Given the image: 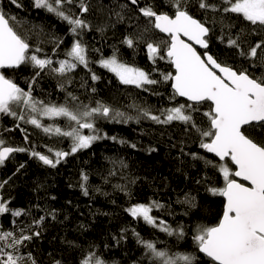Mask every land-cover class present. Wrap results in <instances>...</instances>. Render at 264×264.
<instances>
[{
  "label": "snow or ice",
  "instance_id": "6c2138e0",
  "mask_svg": "<svg viewBox=\"0 0 264 264\" xmlns=\"http://www.w3.org/2000/svg\"><path fill=\"white\" fill-rule=\"evenodd\" d=\"M10 3L18 9L23 7L19 0H10ZM32 6L67 24L72 42L65 49L64 58L58 59V50L64 41L60 37H53L54 46L49 55L42 46H34L27 36L17 31L16 16L0 8V70H3L0 71V116L11 117L15 128L25 133L24 141L29 145H12L0 136V166L16 153H27L43 165L56 168L68 156L90 149L100 140L111 139L128 144L131 148L137 147L136 143L129 144L127 140L102 133L99 121L128 124L149 120L165 126L180 122L185 125V134L198 136L200 148L219 158V165L211 160H205V165L217 168L223 177L222 187L210 185L206 189L212 196L224 198L222 215L215 225L196 226L192 237L196 250L209 258L212 264H264V39L245 41L243 29L236 38H232L230 33L237 25L224 24L225 20L237 17L253 26L252 34L264 32V0H153L143 6L140 0H126L118 4V11L110 8L109 12L115 15L117 22L123 21L130 11L138 12L145 19L143 31L125 36L122 44L135 49L143 43L150 61L154 64L157 60L169 63L174 73H161L160 79L153 78L151 72L124 62L119 49L114 48L111 55L101 56L96 61L91 59V54L100 52V49L90 48L83 39L85 32L92 30V24L87 19L91 9L90 0H32ZM193 7H198L205 16L211 13L213 23L215 17L220 18L221 32L218 36L207 19L192 14ZM154 32L164 34L167 40L157 42L145 39L147 34ZM214 39H219L228 49L234 50L232 54L234 58H240V67L221 63L210 52ZM196 45L204 49L202 54L197 51ZM93 63L113 73L120 84L132 85L144 91H152L146 86L170 82V99L182 97L186 102L156 109L159 114H155L150 107L134 104L131 107L136 115L133 116L101 100L85 103L74 92L68 91L63 82L59 84L60 90L66 93L63 103L39 99L33 94L42 77L51 75L64 80L81 66L91 73V81H97L100 77L92 72ZM22 67L31 69L27 90L5 75L8 70L18 72ZM156 71L158 69H152V72ZM256 72H260V75H256ZM71 82L67 79V83ZM95 92L96 89L91 88V93ZM153 94L162 95L158 92ZM205 103H208V110L203 112L208 121L207 129L201 127L195 115L200 112L198 106ZM46 120L50 123H45ZM61 120L65 122L63 125L58 123ZM22 125H31L48 137L67 139L70 141L69 150L46 146L48 154L38 151ZM4 131L10 132L12 129L6 128ZM155 150L148 149L149 152ZM188 155L194 160L204 159L197 153ZM227 161L234 168L229 167ZM111 162L118 163L122 168L127 167L123 160ZM24 167L21 163L16 171ZM114 174L109 170V176ZM80 179L81 191L88 196L89 175L82 171ZM102 179L108 182V177L102 176ZM7 183V180L0 181V189ZM197 183L202 181L198 180ZM117 187L132 195L126 186ZM96 190L100 191L99 188ZM180 203L188 205L190 209L197 206L195 197L190 195H186ZM164 208L165 205L153 200L147 204H131L125 211L132 218L143 220L168 236L184 238L182 225L173 228L152 214L154 210ZM42 211L46 215L33 217L30 223H22L17 218L31 216L30 210L12 208L9 201L0 197V216L9 215L12 218L10 227L0 226V264H38L32 252L26 249L34 238L41 235L40 229L47 216L56 217L54 209ZM133 235L143 247L149 264H196L197 257L192 253L160 247L157 241L144 239L135 230ZM124 238L123 235L114 237L117 243ZM94 247L90 246L79 264H107L102 254L92 250ZM55 264H61V261H55Z\"/></svg>",
  "mask_w": 264,
  "mask_h": 264
},
{
  "label": "trees",
  "instance_id": "16d2710c",
  "mask_svg": "<svg viewBox=\"0 0 264 264\" xmlns=\"http://www.w3.org/2000/svg\"><path fill=\"white\" fill-rule=\"evenodd\" d=\"M19 2L23 5L20 9L12 5L10 0H0V8L9 15L16 16L17 31L27 36L34 46H42L49 55L52 54L51 49L54 46L53 37L62 38L64 43L56 58L63 59L65 49L72 42V37L68 35V25L47 12L34 8L32 0ZM125 2L126 0H90L91 9L87 19L92 24V30L86 31L83 39L90 48L100 49V52L91 54V59L96 61L101 56H109L115 48L119 49L120 58L124 62L151 72L153 78L160 79L161 73H174L165 60H157L155 64L150 61L143 43L138 44L135 49L122 44L125 36L139 34L145 26V19L136 11L128 12L123 21L117 22L109 9L116 8L118 11V4ZM152 2L153 0H140L141 6ZM192 14L200 19H207L214 34H220L219 17H215L213 23L212 14L205 16L198 7L192 8ZM228 23L237 25L230 33L232 38H236L237 33L243 29L242 37L245 41L264 39V32L252 34L253 26L242 18L232 17L225 20L224 24ZM145 39L158 42L167 40V37L154 32L147 34ZM233 51L219 39H214L211 43L210 52L218 57L221 63L240 67V58H234ZM199 52L202 54L204 51ZM153 68L158 71L152 72ZM91 70L100 79L91 81V73L81 66L67 78L72 81L70 84L67 79L61 80L51 75L42 77L33 94L39 99L63 103L66 93L59 88V84L63 82L68 91L74 92L85 103L101 100L133 116L136 115L131 107L134 104L150 107L155 114H159L156 109L186 102L179 97L170 99V82L146 86L152 91H144L132 85L120 84L113 73L101 68L98 63H93ZM30 74L31 69L27 67H22L18 72H5L8 78L13 79L25 90ZM255 74L260 75V72ZM93 87L96 89L95 93H91ZM154 92L162 95H155ZM198 107L200 112L195 114L197 122L207 129L208 121L203 112L208 110V103ZM44 122L50 123L47 120ZM58 123L63 125L65 122L61 120ZM98 126L102 133L127 140L129 144L136 143L137 147L131 148L128 144H120L111 139L100 140L90 149L68 156L56 168L43 165L30 158L27 153H16L0 166V181H8L0 189V197L9 201L12 208L28 209L31 212V216L17 218L22 223H30L33 217L46 215L42 209L56 210L55 219L47 216L40 229L41 235L34 238L26 251L32 252L38 264H55V261H61V264H79L80 258L90 246H95L92 250L102 254L107 264H149L143 247L133 235L135 230L142 238L157 241L160 247L167 246L173 251L194 254L197 257L196 264H212L209 258L196 250L192 237L197 225H215L222 215L223 197L212 196L206 189L210 185L222 187L223 177L217 168L207 167L205 160H211L217 165L221 162L199 147L200 141L196 134H185V125L180 122L165 126L149 120L128 124L99 121ZM22 127L26 129L31 144L36 145L37 150L44 154H48L46 146L69 150L70 141L67 139L45 136L31 125ZM6 128L12 131H4ZM24 135L25 133L15 128L11 117L0 116V136L9 144L28 147ZM149 148L156 150L149 152ZM189 153H197L204 159L194 160ZM112 160H123L127 167L113 164ZM21 163L25 167L17 172L16 169ZM227 163L233 168L230 161ZM109 170L115 174L109 176ZM82 171L89 175L88 196L83 195L80 188ZM102 176L108 177L107 183ZM198 180L202 183H197ZM121 185L126 186L132 195H127L117 187ZM97 188L100 191H97ZM186 195L195 197V208L190 209L188 205L180 203ZM153 200L165 205V208L154 210L152 214L165 220L173 228L182 225L185 229L184 238L168 236L143 220L132 218L125 211L131 204H147ZM11 219L9 215L0 216V226L10 227ZM124 229L126 231L122 232ZM121 235L125 238L117 243L114 237L119 238ZM105 245L108 247L105 248Z\"/></svg>",
  "mask_w": 264,
  "mask_h": 264
},
{
  "label": "water",
  "instance_id": "95a60500",
  "mask_svg": "<svg viewBox=\"0 0 264 264\" xmlns=\"http://www.w3.org/2000/svg\"><path fill=\"white\" fill-rule=\"evenodd\" d=\"M163 35H164V34H163ZM185 39H186V38H185ZM195 47H196V49H197L198 52H199V51H204V49H201L198 45H196ZM0 71H1V70H0ZM173 71H174V69H173ZM179 98L185 101V98H182V97H179ZM204 152L207 153L205 150H204ZM207 154L213 156L214 158H216V159L219 161V158H218V157H215L214 154H212V153H207ZM230 163H231V162H230ZM233 168H234V166H233ZM223 199H224V198H223Z\"/></svg>",
  "mask_w": 264,
  "mask_h": 264
}]
</instances>
